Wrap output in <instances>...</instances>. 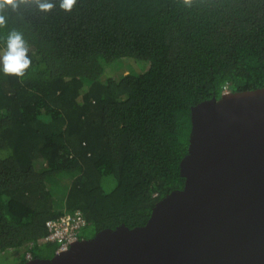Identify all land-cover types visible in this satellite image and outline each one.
Returning a JSON list of instances; mask_svg holds the SVG:
<instances>
[{"label": "trees", "instance_id": "trees-1", "mask_svg": "<svg viewBox=\"0 0 264 264\" xmlns=\"http://www.w3.org/2000/svg\"><path fill=\"white\" fill-rule=\"evenodd\" d=\"M16 0L0 22V54L22 33L31 64L0 71V252L47 258L45 221L79 209L82 238L143 225L184 178L191 107L264 87V0ZM123 57L141 73L101 80ZM111 176L115 185L103 187Z\"/></svg>", "mask_w": 264, "mask_h": 264}, {"label": "water", "instance_id": "water-1", "mask_svg": "<svg viewBox=\"0 0 264 264\" xmlns=\"http://www.w3.org/2000/svg\"><path fill=\"white\" fill-rule=\"evenodd\" d=\"M181 189L143 225L103 228L22 264H264V87L193 105Z\"/></svg>", "mask_w": 264, "mask_h": 264}, {"label": "clouds", "instance_id": "clouds-1", "mask_svg": "<svg viewBox=\"0 0 264 264\" xmlns=\"http://www.w3.org/2000/svg\"><path fill=\"white\" fill-rule=\"evenodd\" d=\"M76 0H60V7L71 10ZM13 9L17 7L16 0H0V12H5L8 6ZM54 6L52 0H38V7L42 10H49ZM5 19V15L0 14V22ZM28 47L22 33L12 31L7 37L6 48L0 54V71L6 74H16L23 76L24 70L31 64V59L26 53ZM26 260V259H25Z\"/></svg>", "mask_w": 264, "mask_h": 264}, {"label": "built area", "instance_id": "built-area-1", "mask_svg": "<svg viewBox=\"0 0 264 264\" xmlns=\"http://www.w3.org/2000/svg\"><path fill=\"white\" fill-rule=\"evenodd\" d=\"M228 92L225 84L222 93ZM87 222L83 213L76 209L72 212H64L56 218L45 221L46 235L41 239L42 242L55 243V253L67 250L72 243L81 239V232ZM32 258L29 252L25 253V259Z\"/></svg>", "mask_w": 264, "mask_h": 264}, {"label": "rangeland", "instance_id": "rangeland-1", "mask_svg": "<svg viewBox=\"0 0 264 264\" xmlns=\"http://www.w3.org/2000/svg\"><path fill=\"white\" fill-rule=\"evenodd\" d=\"M100 63L103 65V72L100 79L104 81L109 77L119 79L123 74L128 72L133 74L144 72L150 65L147 60L133 57H123L109 62L101 58ZM104 181L103 187L106 191H109L115 185V180L111 176H107ZM12 251L10 249L5 252H0V264H15L16 258L12 255Z\"/></svg>", "mask_w": 264, "mask_h": 264}]
</instances>
